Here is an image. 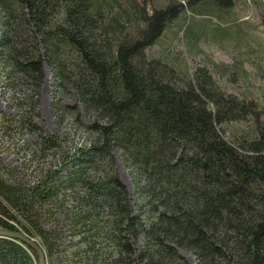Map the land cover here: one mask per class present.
<instances>
[{
  "label": "trees",
  "instance_id": "1",
  "mask_svg": "<svg viewBox=\"0 0 264 264\" xmlns=\"http://www.w3.org/2000/svg\"><path fill=\"white\" fill-rule=\"evenodd\" d=\"M232 5L233 0H168L163 7L152 0H0L6 83L17 74L36 92L47 65L55 114L60 121L65 112L74 114L92 134L40 181L22 183L0 170V227L37 237L45 264H191L180 249L201 264H264V104L231 94L215 110L207 102L213 125L202 134L186 111V131L152 127L160 82L184 90L193 75L208 70L225 82H246L244 60L264 78L261 38L253 39L231 18ZM176 20L174 36L182 33L187 52L199 49L207 65L193 73L184 48L174 51L175 40L164 38ZM208 39L222 46L234 40L246 56L214 62L200 45ZM153 45L158 50L149 53ZM64 95L73 105L61 101ZM31 111L23 109L15 122L27 123L44 147L60 148L39 124V112ZM117 152L132 169L137 214L117 177ZM65 230L69 241L61 248ZM141 235L136 251L129 239ZM111 246L115 254L107 252ZM0 264H37L36 254L17 239L0 237Z\"/></svg>",
  "mask_w": 264,
  "mask_h": 264
},
{
  "label": "rangeland",
  "instance_id": "2",
  "mask_svg": "<svg viewBox=\"0 0 264 264\" xmlns=\"http://www.w3.org/2000/svg\"><path fill=\"white\" fill-rule=\"evenodd\" d=\"M152 1L155 7H163L168 2V0ZM263 10L264 0H233L231 18L237 19L238 24L242 23V26L247 27L249 29L247 34L254 36L253 39L255 37L261 38L264 54V34L262 33L264 27L261 24ZM178 22L177 20L172 22L171 26L164 32V38L168 39L167 43L175 40L172 50L175 51L181 48L180 50L183 51L182 47L184 48L186 59L190 64V71L193 73L195 68L199 69V66L207 65L200 60L199 49H197L196 54H194V50L187 52L185 41L181 38L182 33L177 34V37L174 36V30L178 27ZM196 27L195 25L194 28L196 29ZM197 29L199 30V27ZM224 32L229 33L228 30ZM220 35L221 40H223L225 36L222 32ZM229 42V45L222 46L208 39L201 42L200 45L214 62L229 64L232 62L233 57L244 59L246 56L244 52H238L233 46L235 45L234 40ZM157 50L158 46L153 45L148 49V52L155 53ZM262 63H264V60H259L260 66ZM243 66L248 71L246 82L239 77L225 82L210 70L200 75L199 73L193 75L188 88L184 90H176L164 82H160L156 88L158 104L153 103L152 105L153 130L161 124H165L174 132H183L190 126L187 124L189 118L201 124V130L197 131L202 134L203 131L213 125L212 113H208L207 102L215 110L217 107L229 103L232 100L231 95L237 97L246 95L249 100L254 102L259 100L264 104V78L261 77L263 71H258L255 64L248 60H244ZM43 74L44 78L36 92L31 82L25 81L17 74L12 77L13 81L8 85L4 79L2 62L0 61V170L2 169L4 174H8V178L12 176V179L26 184L42 180L51 171L59 168L68 151L72 152V148L85 144L92 138V134L75 121L74 114L65 112L60 121L52 105L54 100L52 71L45 64L43 65ZM219 88H224L227 93L220 91ZM61 101L68 105L74 103L66 95L61 97ZM23 109H31V114L39 112V124L43 126L47 136H53L54 139H57L60 148L52 150L44 147L37 133L29 131L26 127L27 123H23V121L21 123L15 122V117H18ZM182 111H186L189 117L187 118ZM28 116L30 118L29 114ZM33 121L34 119L31 117V122ZM247 124L235 123L234 126L245 127ZM115 160L117 177L128 192L129 204L133 213L137 214L140 198L132 183V169L123 163L119 152L115 154ZM61 172L64 174V171ZM33 238L37 240V237ZM68 241L69 236L65 230L58 243L61 248H66ZM129 241L138 251L144 242V238L141 235L136 241H132V239H129ZM109 251L113 254L116 253L112 246L107 252ZM179 251L189 263L201 264L193 253L181 249ZM133 258L137 259L136 256H133ZM42 264H45V262Z\"/></svg>",
  "mask_w": 264,
  "mask_h": 264
},
{
  "label": "water",
  "instance_id": "3",
  "mask_svg": "<svg viewBox=\"0 0 264 264\" xmlns=\"http://www.w3.org/2000/svg\"><path fill=\"white\" fill-rule=\"evenodd\" d=\"M0 237H8V238H12V239H17L21 242H23L24 244H26L27 246H29L30 248H32L35 253H36V257H37V264H42V258H43V254L41 251V247L39 246V243L36 239L22 233L19 231H13V230H8V229H4L0 227Z\"/></svg>",
  "mask_w": 264,
  "mask_h": 264
},
{
  "label": "bare ground",
  "instance_id": "4",
  "mask_svg": "<svg viewBox=\"0 0 264 264\" xmlns=\"http://www.w3.org/2000/svg\"><path fill=\"white\" fill-rule=\"evenodd\" d=\"M21 242V241H20ZM22 244H24L23 242H21ZM25 246H27L26 244H24ZM32 249V248H31ZM36 254V253H35Z\"/></svg>",
  "mask_w": 264,
  "mask_h": 264
}]
</instances>
